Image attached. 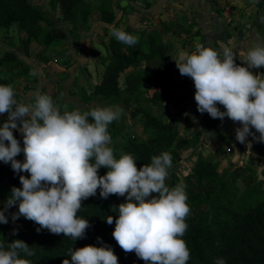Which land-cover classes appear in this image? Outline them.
Masks as SVG:
<instances>
[{
  "label": "clouds",
  "instance_id": "9594fccd",
  "mask_svg": "<svg viewBox=\"0 0 264 264\" xmlns=\"http://www.w3.org/2000/svg\"><path fill=\"white\" fill-rule=\"evenodd\" d=\"M113 36L129 46L138 42L123 30H114ZM240 55L243 63L237 64L231 49L225 48L221 55L197 43L195 51L181 54L176 62L180 74L194 82L199 112L239 122L242 126L236 129V139L241 143L249 135L264 141V73L250 70L264 67V44L246 54L242 50ZM15 95L11 85L0 84V116L8 114L0 125V161L29 175H20L22 187H13L0 209V223H8L5 212L18 202L13 220L23 216L53 234L83 238L89 222L77 213L82 201L99 189L104 199L126 196V202L112 209L118 212L112 235L125 253L134 252L145 264H187L190 251L183 236L190 206L182 181L172 188L165 184L172 167L169 152L152 156L150 164L138 168L132 154L117 159L110 146L108 125L120 119L122 109L98 106L61 112L46 93L35 92L31 104L18 103ZM253 128L258 137L251 132ZM16 129L23 135L22 148L13 134ZM21 151L23 162L16 159ZM101 167L108 169L104 175H99ZM106 222L113 224V216ZM21 253L23 257L34 255L20 239L7 249L0 244V264H31ZM69 255L63 264H118L112 247L104 243L72 249ZM216 264L225 261L220 258Z\"/></svg>",
  "mask_w": 264,
  "mask_h": 264
},
{
  "label": "crops",
  "instance_id": "0c3cea01",
  "mask_svg": "<svg viewBox=\"0 0 264 264\" xmlns=\"http://www.w3.org/2000/svg\"><path fill=\"white\" fill-rule=\"evenodd\" d=\"M30 1L40 8L46 19L47 31L41 42L30 39L17 23L0 27V84L13 87L18 103H34V93L39 91L50 95L61 112L85 111L98 106L113 110L127 108L125 101L93 94L113 55L110 47L113 31H127L139 39L143 32L164 31V22L180 23L192 31L167 34L174 47L175 66L163 80L170 88L180 86L188 97L183 101L173 97L169 103L155 105V110L157 116L167 121L171 128H176L178 139L195 136L197 141L180 150L169 151L172 167L168 171L166 186L172 188L181 181L186 185L190 206L188 216H194L198 211L192 201L210 194L211 177L226 170L251 166L260 180V175L264 174V141L249 135L247 142L241 143L236 139V129L242 126L239 122L228 117L214 119L207 112H199L194 98V82L180 74L177 62L181 54H191L195 45L200 43L214 48L221 55L225 48H229L236 54V63L242 64V50L246 54L257 44H264V0H90V16L76 24L63 21L59 5L51 0ZM131 53L126 52V59L131 60ZM162 66L163 62L158 58L144 60L139 66L131 65L121 74L120 84L123 86L125 76L137 68L155 72ZM250 70L255 74L264 73V67ZM146 87L144 90L148 89ZM217 106L224 111L222 105ZM131 118L129 127L137 137L148 140L142 135L143 123L141 132ZM7 119V113L0 116V125ZM111 124L116 125L114 121ZM118 127L109 133L113 143L126 140L127 134L120 132ZM251 132L255 137L259 136L254 128ZM13 134L22 148V133L16 129ZM150 143L158 154L163 152L158 143ZM231 150L233 162L221 169V162ZM206 152L212 153L208 164L195 173L196 161ZM16 159L23 162V151ZM183 163L190 172L182 171ZM3 164L7 163L0 161V165ZM2 180L5 178L0 182ZM240 182L244 184L242 179ZM4 207L0 199V209Z\"/></svg>",
  "mask_w": 264,
  "mask_h": 264
},
{
  "label": "trees",
  "instance_id": "16d2710c",
  "mask_svg": "<svg viewBox=\"0 0 264 264\" xmlns=\"http://www.w3.org/2000/svg\"><path fill=\"white\" fill-rule=\"evenodd\" d=\"M51 2L59 5L62 20L73 24L80 19L86 20L92 12L90 0ZM45 20L40 8L30 0H0V27H10L17 23L30 39L41 42L47 31ZM163 29L164 31L153 29L147 34L143 32L133 46L125 45L112 37L110 47L113 55L93 94L105 98H121L125 95L127 103L132 99L145 98L157 106L169 103L173 97L186 100L188 95L180 86L170 88L163 78L175 66L174 47L167 34L190 33L192 29L176 22H164ZM128 51L132 52L131 60L126 59ZM155 58L163 62L160 70L151 72L137 68L125 76L123 86L120 84L121 74L126 68L131 65L139 66L142 61ZM145 85L149 87L146 90ZM139 112L145 115L143 129L149 139L129 135L122 145L114 149L117 159L122 154H132L137 159L139 168L143 164H150L152 156L160 155L150 141L158 143L163 152L196 143L195 136L178 139L176 128H171L167 121L154 114V110L150 112L141 107L132 114L137 117ZM117 127L118 125L109 124L108 132ZM208 162V159L199 157L193 168L194 172L198 173ZM98 171L99 175H104L108 169L101 167ZM20 175L28 174L15 172L8 163L0 165V179L5 178L0 186V199L4 206L13 187H22ZM241 179L244 184L240 182ZM210 180L212 191L209 195L192 201L198 212L185 220L188 228L183 239L190 251L187 264H216L220 258H223L225 264H264V182L258 179L251 166L226 170ZM118 199L117 195L104 199L98 189L96 195L82 201L77 215L89 222L83 238L73 240L63 234H53L23 216L13 220L11 215L8 223L0 225V244L7 249L12 241L23 240L34 251V255L30 257H23L21 253L31 264H63L65 260H70V250L85 245L100 246L102 243L112 247L118 257V264H145L134 252L125 253L112 235L118 215L112 209L113 206L118 208ZM10 209L12 214L18 212V202ZM110 215L113 216L111 225L106 222Z\"/></svg>",
  "mask_w": 264,
  "mask_h": 264
},
{
  "label": "rangeland",
  "instance_id": "374dc122",
  "mask_svg": "<svg viewBox=\"0 0 264 264\" xmlns=\"http://www.w3.org/2000/svg\"><path fill=\"white\" fill-rule=\"evenodd\" d=\"M147 87L146 88H149L148 87V85H146ZM116 100L118 101V102H123V101H125V95H123L121 98H116ZM127 103V102H126ZM141 107H143V108H145L147 111H150V112H153V110H154V114H156V115H158L157 113H156V110H155V105L153 104V103H150V102H148L145 98H143L142 100H137V99H132L131 101H130V103H128L127 104V108H122V110H123V114L121 115V117H120V119H118V120H115L114 121V124H116V125H119V127H118V130L120 131V132H122V133H125V134H127V136H126V138L125 139H127L128 137H129V135H132V136H136L137 134L134 132V130L132 129V128H130L129 127V118H131L132 119V121L134 122V124H135V122H136V124H137V126H138V130H141L142 129V123L143 122H140V119L141 120H143L144 118H145V115L144 114H142V112H139V114L137 115V117L138 118H134V116H133V111H135L136 109H138V108H141ZM119 109V108H118ZM121 109V108H120ZM131 116V117H130ZM138 119V120H137ZM113 123V122H112ZM136 126V127H137ZM135 129V128H134ZM137 130V131H138ZM141 132H142V130H141ZM129 134V135H128ZM147 133H145V132H142V135L144 136V138H146L147 137V139L149 138L147 135H146ZM142 136V137H143ZM126 141V140H125ZM124 141V142H125ZM123 141H119V142H116V143H111V147L113 148V149H117L120 145H122L123 143H124ZM180 150V149H179ZM209 156H212V153H210V152H206L205 154H203V157H201V156H199V157H201V158H203V159H208L209 158ZM233 151L231 150L230 152H228V154L226 155V157L224 158L225 160L223 161V162H221V165H220V168L222 169L224 166L226 167L227 165H228V163H232L233 162ZM211 161H213V160H211ZM191 162H193V163H195V161H193L192 159H191ZM213 163V162H212ZM214 164V163H213ZM219 164V163H218ZM192 165V164H191ZM182 168H183V170L182 171H188V172H190L189 171V169H188V167L186 166V164H182ZM231 166V165H230ZM229 166V167H230ZM224 167V168H225ZM179 169V168H178ZM28 174V173H27ZM29 175V174H28ZM261 177V178H260ZM260 180H262V182H264V174L263 175H260ZM1 182H0V186H1ZM124 202H126V196H119V199L117 200V203H118V205L120 204V203H124ZM3 209V208H2ZM8 209H9V211H8ZM7 209V211L5 212V215L7 216V218H8V220L11 218V215H12V210L10 209V208H8ZM2 223H0V225H1Z\"/></svg>",
  "mask_w": 264,
  "mask_h": 264
}]
</instances>
